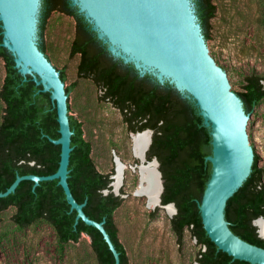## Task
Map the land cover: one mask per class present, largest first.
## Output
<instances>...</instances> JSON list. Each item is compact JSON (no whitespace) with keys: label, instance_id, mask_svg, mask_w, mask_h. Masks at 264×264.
I'll return each instance as SVG.
<instances>
[{"label":"trees","instance_id":"1","mask_svg":"<svg viewBox=\"0 0 264 264\" xmlns=\"http://www.w3.org/2000/svg\"><path fill=\"white\" fill-rule=\"evenodd\" d=\"M193 2L208 42L217 6L214 0ZM53 13L75 20L70 57L79 56L78 77L92 81L101 91L100 100L110 103L121 113L130 133L154 131L147 159L156 158L160 164L164 185L162 204L173 203L177 208L171 219L177 241L184 239L186 231L190 233L200 248L198 264H249L219 251L203 226L199 205L212 174V165L206 160L212 155V137L195 101L168 82L160 84L150 74L141 76L133 64H125L112 56L108 45L98 38L71 0H41L39 49L50 62L44 36ZM2 32L0 24V59L4 61L6 72L0 88V100L4 104L0 121V193L6 192L18 176L55 174L61 158V147L50 141V138H60L51 94L43 92L42 86H37L32 77L27 76L25 80L19 73L14 57L1 46ZM60 74L65 83V72L60 71ZM241 88L236 93L245 112L251 114L264 100V76L245 75ZM72 90L73 87H66L67 94ZM70 125L74 131L68 178L71 192L79 204L86 202L84 212L90 219L105 221L104 227L120 253V264H131L115 222V213L124 202V194L116 196L111 176L96 168L92 145L84 138L82 124L70 116ZM254 153L252 172L229 200L225 217L236 236L264 249V238L253 224L254 220L264 217V169L259 166L260 157L255 148ZM10 208L15 209L12 221L18 228L46 222L55 231L61 248L79 243L85 235L91 240L98 264H115L113 253L99 230L82 220L76 223L77 212L71 211L58 180L42 182L35 189L34 182L23 181L15 193L0 198V225L1 215Z\"/></svg>","mask_w":264,"mask_h":264},{"label":"water","instance_id":"2","mask_svg":"<svg viewBox=\"0 0 264 264\" xmlns=\"http://www.w3.org/2000/svg\"><path fill=\"white\" fill-rule=\"evenodd\" d=\"M78 7L98 38L108 45L112 56L133 64L141 76L150 74L160 84L168 82L182 95L195 101L204 126L210 129L212 155L206 158L212 165L211 178L207 184L199 209L204 229L210 240L234 260L249 264H264V249L254 246L236 236L225 217L229 200L249 178L254 163V138L252 126L256 120L245 112L241 98L233 91V82L208 46L193 0H71ZM41 0H0L1 46L14 57L15 67L27 79L32 77L43 92L51 94L57 111L60 138L50 141L61 147L57 172L50 176H18L9 189L0 193L6 198L16 192L23 181L34 182V189L45 181L58 180L71 211H76V223L99 230L120 264L117 251L106 231L105 221L90 219L84 212L86 202L79 204L69 187L70 157L73 151L70 116L73 117L70 95L61 79L60 71L39 49L38 24ZM218 62V64H217ZM69 104V106H68ZM149 132L152 144L154 131L145 130L132 135ZM254 146V148H253ZM148 153V152H147ZM257 153V152H256ZM159 162L156 158L151 161ZM137 166V165H136ZM160 178L162 174L159 170ZM112 191L120 196V187ZM157 207L173 209L175 204ZM108 193V191H107ZM125 198V195H122ZM253 224L261 233L257 222Z\"/></svg>","mask_w":264,"mask_h":264},{"label":"rangeland","instance_id":"3","mask_svg":"<svg viewBox=\"0 0 264 264\" xmlns=\"http://www.w3.org/2000/svg\"><path fill=\"white\" fill-rule=\"evenodd\" d=\"M217 15L211 21L208 46L240 92L243 77L251 73L264 76V0H214ZM75 20L53 13L48 21L44 44L51 63L66 74L73 117L82 124L84 138L92 145V158L98 171L113 178L117 165L124 166L120 193L125 195L115 213L119 240L131 264H198L199 246L186 231L179 242L172 229V213L166 208L148 206L141 186L140 160L133 149V135L121 113L100 100L101 91L90 80L78 77L79 56L70 57ZM39 43V38H38ZM0 59V88L5 77ZM4 104L0 100V121ZM256 123L252 133L259 166L264 169V100L251 113ZM264 180V176H263ZM10 208L0 225V264H98L89 237L79 243L59 247L53 228L38 222L26 229L12 221Z\"/></svg>","mask_w":264,"mask_h":264},{"label":"bare ground","instance_id":"4","mask_svg":"<svg viewBox=\"0 0 264 264\" xmlns=\"http://www.w3.org/2000/svg\"><path fill=\"white\" fill-rule=\"evenodd\" d=\"M150 140L151 134L149 132L134 135L133 149L135 156L140 160V165L136 166L140 167L139 171L141 177V186L137 194L147 198L149 207L156 208L161 198L162 179L160 178L157 163L155 161H146ZM123 172L124 166L118 163L114 182L116 188H121L122 186ZM166 209L172 214L174 213L171 207H167ZM257 224L260 227L261 233L264 234V220H259Z\"/></svg>","mask_w":264,"mask_h":264},{"label":"flooded vegetation","instance_id":"5","mask_svg":"<svg viewBox=\"0 0 264 264\" xmlns=\"http://www.w3.org/2000/svg\"><path fill=\"white\" fill-rule=\"evenodd\" d=\"M140 168V167H139Z\"/></svg>","mask_w":264,"mask_h":264}]
</instances>
